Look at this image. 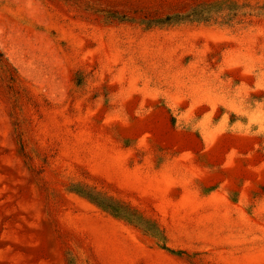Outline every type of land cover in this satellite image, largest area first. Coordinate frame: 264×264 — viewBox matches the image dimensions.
I'll use <instances>...</instances> for the list:
<instances>
[{
  "label": "rangeland",
  "instance_id": "1",
  "mask_svg": "<svg viewBox=\"0 0 264 264\" xmlns=\"http://www.w3.org/2000/svg\"><path fill=\"white\" fill-rule=\"evenodd\" d=\"M0 264H264V0H0Z\"/></svg>",
  "mask_w": 264,
  "mask_h": 264
}]
</instances>
